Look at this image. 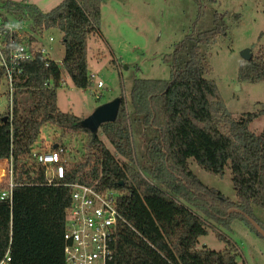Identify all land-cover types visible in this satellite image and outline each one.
I'll return each instance as SVG.
<instances>
[{"label":"trees","instance_id":"1","mask_svg":"<svg viewBox=\"0 0 264 264\" xmlns=\"http://www.w3.org/2000/svg\"><path fill=\"white\" fill-rule=\"evenodd\" d=\"M2 8L29 19L36 32L60 30L68 78L79 88L90 86L88 38L100 33L102 0H63L49 12L13 1ZM226 33L216 13L211 29L194 30L177 45L169 80L137 78L129 98L120 97L116 120L100 129L123 160L106 147L98 132L82 127L80 117L59 108L61 69L54 59L37 53L24 66L12 119L0 113V181L8 173V159L14 183L12 204L0 202V264L7 254L10 264H66L68 184L74 182L119 193L123 220L114 243L115 264H239L230 247L221 251L197 247L199 238L208 233L200 213L228 228L240 217L262 236L244 214L231 212L237 209L264 229L255 214L256 208L264 210V127L251 129L264 116V108L235 117L216 83L205 77L211 66L204 47ZM3 78L0 67V88ZM49 79L53 88L46 86ZM239 79L264 82V46L251 60L242 59ZM133 124L144 136L153 134L145 138L143 162L138 163L143 173L133 165ZM47 125L88 134L86 155L66 165V178L58 184L48 183L45 168L32 153ZM189 159L216 175L229 168L236 200L204 184Z\"/></svg>","mask_w":264,"mask_h":264},{"label":"rangeland","instance_id":"2","mask_svg":"<svg viewBox=\"0 0 264 264\" xmlns=\"http://www.w3.org/2000/svg\"><path fill=\"white\" fill-rule=\"evenodd\" d=\"M7 1L28 3L42 12H49L63 0H0V13L6 14L27 26L30 20L6 12L2 6ZM216 13L227 27L212 46L204 47L211 69L206 79L214 81L227 108L235 117L264 108V82L250 83L239 79L242 52L250 49L253 55L264 46V0H102L100 33L88 38V63L91 84L79 88L67 79L58 89V106L63 112L74 113L82 120L89 117L98 107L118 97L129 98L135 79H165L172 76L174 51L180 42L195 30L196 33L211 29ZM54 37L47 41L46 49L56 62L62 63L65 48L62 32L50 29ZM48 40V36L46 37ZM103 87L97 89L98 82ZM6 86L0 88V113L8 112ZM264 127V116L256 120L252 130ZM44 132L56 135L57 142L66 143L71 162L83 160L87 150L85 132L63 131L57 126L47 125ZM107 148L115 153L106 135L98 131ZM133 124V143L136 161L133 165L143 173L139 162H143L146 149L145 138ZM116 154V153H115ZM118 158L123 160L118 154ZM190 168L209 187L219 189L225 196L236 200L232 172L226 168L223 175L210 173L189 159ZM11 174V165L7 167ZM146 178V176H145ZM148 179V178H147ZM152 178H149V180ZM257 218L264 223V210L256 208ZM208 233L199 238L198 249L207 247L221 251L225 248L237 253L239 264H264V237L251 230L240 217H235L231 227L219 225L206 218ZM222 234L231 241L221 239Z\"/></svg>","mask_w":264,"mask_h":264},{"label":"built area","instance_id":"3","mask_svg":"<svg viewBox=\"0 0 264 264\" xmlns=\"http://www.w3.org/2000/svg\"><path fill=\"white\" fill-rule=\"evenodd\" d=\"M47 31L36 32L21 20L6 14L0 15V67L4 70L1 85L6 86L5 94L9 102L7 113L10 119L13 116L15 93L19 90L17 81L23 74L24 66L33 61L37 53L50 57L46 43L55 39ZM55 63L61 69L60 88L67 81L68 75L63 60L62 63ZM91 77L96 78V75ZM46 86L53 88V79H49ZM102 87L103 83L99 81L97 89ZM43 129L34 143L32 153L45 168L48 183L58 184L66 178V165L74 162L70 160L68 145L57 142L56 135L44 132ZM8 165H11L10 161ZM68 186L71 188V204L66 213L64 232L66 264H115L114 243L123 220L119 210V193L114 189L99 190L93 185L79 182ZM13 188L12 172L7 173L0 181V202L12 204ZM10 263L11 257L7 254L1 264Z\"/></svg>","mask_w":264,"mask_h":264},{"label":"water","instance_id":"4","mask_svg":"<svg viewBox=\"0 0 264 264\" xmlns=\"http://www.w3.org/2000/svg\"><path fill=\"white\" fill-rule=\"evenodd\" d=\"M253 58V54L250 51V49H245L242 52V59L244 60H251ZM121 105V98L118 97L117 99L105 103L98 107L89 117L86 119H83L81 121L82 127L90 130L92 133H97L104 123L107 122H113L116 120L118 116V112ZM4 120H8V116L4 117ZM57 145H55L56 147ZM123 184V183H122ZM240 212L241 214H244L248 220L254 225V227L257 229V231L264 237V229L260 226L258 222H256L252 217L247 215L241 210L232 209L231 212Z\"/></svg>","mask_w":264,"mask_h":264},{"label":"crops","instance_id":"5","mask_svg":"<svg viewBox=\"0 0 264 264\" xmlns=\"http://www.w3.org/2000/svg\"><path fill=\"white\" fill-rule=\"evenodd\" d=\"M7 160V162H9V160L8 159H6Z\"/></svg>","mask_w":264,"mask_h":264},{"label":"clouds","instance_id":"6","mask_svg":"<svg viewBox=\"0 0 264 264\" xmlns=\"http://www.w3.org/2000/svg\"><path fill=\"white\" fill-rule=\"evenodd\" d=\"M18 27V26H17Z\"/></svg>","mask_w":264,"mask_h":264}]
</instances>
